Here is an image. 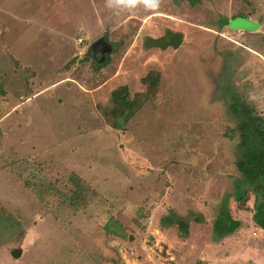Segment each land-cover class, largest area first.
Instances as JSON below:
<instances>
[{"label": "rangeland", "instance_id": "374dc122", "mask_svg": "<svg viewBox=\"0 0 264 264\" xmlns=\"http://www.w3.org/2000/svg\"><path fill=\"white\" fill-rule=\"evenodd\" d=\"M240 11L256 14L228 30ZM151 70L156 98L112 129L97 104ZM0 84V264H264L230 107L247 99L264 126V0H0ZM76 187L79 209L62 196ZM223 206L241 226L217 241Z\"/></svg>", "mask_w": 264, "mask_h": 264}, {"label": "trees", "instance_id": "16d2710c", "mask_svg": "<svg viewBox=\"0 0 264 264\" xmlns=\"http://www.w3.org/2000/svg\"><path fill=\"white\" fill-rule=\"evenodd\" d=\"M256 12H238L236 16H255ZM245 34V33H243ZM178 37V44L181 45L182 38L177 34H173ZM109 42L114 49V43L110 42L109 39H105ZM154 41V40H153ZM166 47V46H165ZM93 59L92 57H90ZM106 62L102 63L104 66ZM161 73L157 70L149 71L142 79L141 82L144 86L143 90L131 95L125 88L124 91H114L112 94V104L110 106L99 103L97 104V109L101 116L104 118L105 122L114 130L125 131L128 125L134 119L138 117V114L143 110L148 104H150L157 96L160 84H161ZM0 93L4 95L3 85L0 84ZM235 116L236 113H241L240 124H237L236 128L232 132L240 133L238 136V141L236 142L235 148L239 151L237 160L235 161L237 170L241 174V180L245 183H256L253 187V193L255 194V210L252 214V218L256 225L263 230L264 234V126L263 120L258 116L254 107L247 99L237 97V102L230 106ZM232 137H234L232 135ZM37 170H40L38 165ZM25 177V176H24ZM23 177L24 187L29 190L31 186H38V183L30 180L29 178ZM57 183V182H56ZM53 184V183H52ZM71 185L70 183H65L64 186ZM78 185V183L73 184ZM63 202L67 205L73 206L75 208H80L84 199L83 189L76 187L74 190H67L62 193ZM247 197V192H243L239 197L238 201L241 206H245L244 199ZM171 215L163 217L166 222L170 221V225L178 226V230L184 235L182 237H187L189 224L185 217L179 216L173 209L170 210ZM216 218L213 224L214 239L219 241L220 239L226 237L229 234L234 233L240 226L241 223L235 220L226 206L218 210ZM173 216L179 217V219H173ZM8 219L11 221L15 220L13 214L7 215ZM171 218V219H170ZM199 219V217H198ZM162 223V222H161ZM162 225V224H161ZM163 226V225H162Z\"/></svg>", "mask_w": 264, "mask_h": 264}, {"label": "water", "instance_id": "95a60500", "mask_svg": "<svg viewBox=\"0 0 264 264\" xmlns=\"http://www.w3.org/2000/svg\"><path fill=\"white\" fill-rule=\"evenodd\" d=\"M101 41V44L99 45L98 47V50H97V56L95 57V60L97 63H104L106 61H108L109 59V56L113 50V46L109 43V42H106L104 39L100 40ZM11 254L18 258L21 256L22 254V249L21 248H15L12 250Z\"/></svg>", "mask_w": 264, "mask_h": 264}, {"label": "crops", "instance_id": "0c3cea01", "mask_svg": "<svg viewBox=\"0 0 264 264\" xmlns=\"http://www.w3.org/2000/svg\"><path fill=\"white\" fill-rule=\"evenodd\" d=\"M238 16H236L235 14H230V16L228 17V22L224 23V26L228 29V25L231 24V22H235V18H237ZM250 19L252 18V16L249 17ZM251 23V22H250ZM230 30V29H228ZM257 30V29H256ZM234 31H243V33H246L243 29H238V30H234ZM175 34V33H174Z\"/></svg>", "mask_w": 264, "mask_h": 264}, {"label": "flooded vegetation", "instance_id": "af4514ba", "mask_svg": "<svg viewBox=\"0 0 264 264\" xmlns=\"http://www.w3.org/2000/svg\"><path fill=\"white\" fill-rule=\"evenodd\" d=\"M101 40V39H100ZM100 40H97L95 43H94V46H93V50L91 51V55L89 57H92L93 59L92 60H95V57L98 55L97 54V50H98V47L99 45L101 44V41ZM97 54V55H96Z\"/></svg>", "mask_w": 264, "mask_h": 264}, {"label": "clouds", "instance_id": "9594fccd", "mask_svg": "<svg viewBox=\"0 0 264 264\" xmlns=\"http://www.w3.org/2000/svg\"><path fill=\"white\" fill-rule=\"evenodd\" d=\"M153 4H155V0H153ZM109 6H111V0H109Z\"/></svg>", "mask_w": 264, "mask_h": 264}, {"label": "built area", "instance_id": "2783aa9c", "mask_svg": "<svg viewBox=\"0 0 264 264\" xmlns=\"http://www.w3.org/2000/svg\"><path fill=\"white\" fill-rule=\"evenodd\" d=\"M240 32V31H239Z\"/></svg>", "mask_w": 264, "mask_h": 264}]
</instances>
